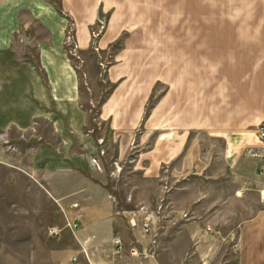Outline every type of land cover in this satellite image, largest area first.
<instances>
[{
  "label": "crops",
  "instance_id": "1",
  "mask_svg": "<svg viewBox=\"0 0 264 264\" xmlns=\"http://www.w3.org/2000/svg\"><path fill=\"white\" fill-rule=\"evenodd\" d=\"M101 68L116 84L92 118L79 71ZM261 123L264 0H0V247H59L61 264H194L205 249L213 264L217 233H234L233 264H264V159L245 154ZM136 138L139 203L154 181L177 209L162 247L100 154L124 159Z\"/></svg>",
  "mask_w": 264,
  "mask_h": 264
},
{
  "label": "rangeland",
  "instance_id": "2",
  "mask_svg": "<svg viewBox=\"0 0 264 264\" xmlns=\"http://www.w3.org/2000/svg\"><path fill=\"white\" fill-rule=\"evenodd\" d=\"M98 17L102 23L98 22L97 25L99 26H93L92 30L95 35H97L99 31L102 30L103 25L101 24H103L105 20V17H103L101 13H99ZM69 31L68 35L70 36ZM121 40L122 39H120L118 42H115L111 49L116 50L118 47H120L122 44ZM81 60L82 59L76 57V55L72 56L73 65L78 64L81 65V67H84L87 62L92 61V59H89L88 61H84V63H82ZM107 60L110 61V58H107ZM83 67L81 68V70L83 69ZM81 70L79 71V78L81 85L82 101L84 105L87 106V109H89L90 117L95 118L99 114L102 102L106 99V97L108 96V94L116 83L110 82L105 68L99 69V73L87 75L82 74ZM154 85L156 86L150 96L146 108L144 109L145 111L143 117L147 115L151 105L154 103L159 94L164 90L163 85L166 84L157 81ZM87 126L94 127L95 129L99 128L97 132L101 134L104 133L105 130L108 131L107 123H97V120L95 119H91ZM140 130L141 126L137 128V133ZM153 137L154 134H152L149 140L146 142L147 145L151 144ZM137 141L138 139L136 138V142L133 143L134 145L130 146V149L124 159L118 160L117 157L114 155L108 157L106 155L107 153L103 152L100 154L105 157V162L103 164L105 165L107 170L110 171L112 170V168L113 170L119 169V172H117L116 174L118 175V178L117 180L115 179L114 185L110 187L111 193L117 200L119 198H126V196L129 200L131 199L129 204L130 210L143 209V212H145L146 214L144 216V220L142 221L141 228L143 229L144 233L148 235V237H150L148 243H152V245L158 243L159 246L162 247L164 245H167L169 238H172L173 230L172 228L168 229V226L173 227L177 226L178 224L174 216L175 213V215L177 216V209L176 211L172 210V208L165 202L166 192L168 190L167 188H163L165 198L162 201L160 200L158 203H155L154 195L156 183L154 181L150 182L147 186L148 188L146 189L147 199L151 200V202L148 203V207L145 206L144 208V205L139 203L140 192L145 193V189H139L138 175L130 171L135 163L136 158H138L140 152L139 150L141 149V146ZM142 150H145V147H143ZM93 160L96 161L95 159ZM118 164L120 165V168H117ZM166 169H171V164H168ZM123 176L124 180H121ZM165 180L166 182H169L168 179ZM134 184L136 185V187L133 186ZM166 212H168V215H162V213ZM179 215L180 219L182 220H188L190 218L189 213L185 211H180ZM145 223L147 224V226L144 225ZM173 223L176 225H174ZM216 241H219V243L221 241L222 244H220L223 245V247H217V251H214V247L206 248V250L212 248L209 254H211L213 264H233L236 258L238 248L237 237L234 235V233L233 235L228 236L222 235L221 233H217ZM171 245L172 242H170V246ZM58 248L59 247H0V264H61L62 260L59 258L60 255H57L55 253ZM204 250H201L200 252L197 251V253L199 252L197 256L198 258H195L194 264H207L205 263L206 258H202ZM184 261V264H186L189 263L191 260L187 258Z\"/></svg>",
  "mask_w": 264,
  "mask_h": 264
},
{
  "label": "built area",
  "instance_id": "3",
  "mask_svg": "<svg viewBox=\"0 0 264 264\" xmlns=\"http://www.w3.org/2000/svg\"><path fill=\"white\" fill-rule=\"evenodd\" d=\"M257 133L258 136L260 138L261 141V146L257 147V148H253V147H249L245 150V154L249 157L252 158H262L264 159V123H261L258 127H257ZM93 162H96L93 160ZM145 226H147V224H144ZM66 226H68L69 228H74L76 226L75 223H70L69 221H66ZM58 230L56 228H51L49 229V233L52 235H57L58 234ZM114 243L117 244L119 247L121 245V240L116 237L114 239ZM132 254H137L135 251H131ZM139 254V253H138Z\"/></svg>",
  "mask_w": 264,
  "mask_h": 264
},
{
  "label": "trees",
  "instance_id": "4",
  "mask_svg": "<svg viewBox=\"0 0 264 264\" xmlns=\"http://www.w3.org/2000/svg\"><path fill=\"white\" fill-rule=\"evenodd\" d=\"M57 11H58V13L62 14V10L60 8H58Z\"/></svg>",
  "mask_w": 264,
  "mask_h": 264
}]
</instances>
